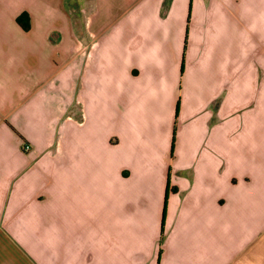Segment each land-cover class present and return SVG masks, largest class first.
<instances>
[{"label": "crops", "instance_id": "obj_1", "mask_svg": "<svg viewBox=\"0 0 264 264\" xmlns=\"http://www.w3.org/2000/svg\"><path fill=\"white\" fill-rule=\"evenodd\" d=\"M83 4L0 0V264H264V0Z\"/></svg>", "mask_w": 264, "mask_h": 264}, {"label": "rangeland", "instance_id": "obj_2", "mask_svg": "<svg viewBox=\"0 0 264 264\" xmlns=\"http://www.w3.org/2000/svg\"><path fill=\"white\" fill-rule=\"evenodd\" d=\"M84 0H63V5L66 12L74 19L79 16V7L83 4ZM84 5V4H83Z\"/></svg>", "mask_w": 264, "mask_h": 264}, {"label": "trees", "instance_id": "obj_3", "mask_svg": "<svg viewBox=\"0 0 264 264\" xmlns=\"http://www.w3.org/2000/svg\"><path fill=\"white\" fill-rule=\"evenodd\" d=\"M17 22L19 23V25H21V27L23 29H28L29 28V18L27 13H21L18 17H17Z\"/></svg>", "mask_w": 264, "mask_h": 264}, {"label": "built area", "instance_id": "obj_4", "mask_svg": "<svg viewBox=\"0 0 264 264\" xmlns=\"http://www.w3.org/2000/svg\"><path fill=\"white\" fill-rule=\"evenodd\" d=\"M25 149H28V146L27 145L25 146Z\"/></svg>", "mask_w": 264, "mask_h": 264}]
</instances>
